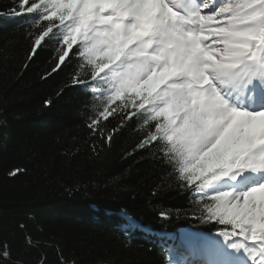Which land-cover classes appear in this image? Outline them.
I'll list each match as a JSON object with an SVG mask.
<instances>
[{
    "label": "snow or ice",
    "instance_id": "obj_1",
    "mask_svg": "<svg viewBox=\"0 0 264 264\" xmlns=\"http://www.w3.org/2000/svg\"><path fill=\"white\" fill-rule=\"evenodd\" d=\"M20 17L24 67L47 49L42 79L63 73L55 95L77 88L86 97L90 158L130 132L122 158L145 153L140 160L161 168L149 203L169 192L188 201L156 213H191L213 230L192 237L202 264H264V0H11L0 10ZM0 264H22L6 239ZM57 264H70L59 249Z\"/></svg>",
    "mask_w": 264,
    "mask_h": 264
},
{
    "label": "trees",
    "instance_id": "obj_2",
    "mask_svg": "<svg viewBox=\"0 0 264 264\" xmlns=\"http://www.w3.org/2000/svg\"><path fill=\"white\" fill-rule=\"evenodd\" d=\"M10 6L11 0H0V10ZM24 19L0 18V240L12 245L13 260L22 264H41L45 258L46 264H57V249L70 264H175L177 239L147 238L132 231L125 217L171 236L184 228L213 230L191 213L173 211L167 219L156 213L161 203L181 208L188 201L169 192L149 203L161 168L140 160L145 153L122 158L121 149L135 139L130 132L119 135L100 158H90L82 143L86 97L77 88L55 95L64 74L42 79L51 55L47 49L24 67L29 49ZM48 97L53 103L45 108ZM74 144L80 148L75 155ZM16 167L27 171L9 177ZM73 185L78 190L69 193ZM29 234L43 242L41 247L26 245Z\"/></svg>",
    "mask_w": 264,
    "mask_h": 264
},
{
    "label": "bare ground",
    "instance_id": "obj_3",
    "mask_svg": "<svg viewBox=\"0 0 264 264\" xmlns=\"http://www.w3.org/2000/svg\"><path fill=\"white\" fill-rule=\"evenodd\" d=\"M116 214L118 215V216H123V211L122 210H118V211H116ZM120 228H121V226H120ZM200 248V247H199ZM201 251V250H200ZM183 252H184V254H187V255H190V256H192L191 255V253H190V248H189V246L188 245H183ZM174 253H172V255H173ZM199 259H200V261L202 262V256H200L199 255Z\"/></svg>",
    "mask_w": 264,
    "mask_h": 264
},
{
    "label": "rangeland",
    "instance_id": "obj_4",
    "mask_svg": "<svg viewBox=\"0 0 264 264\" xmlns=\"http://www.w3.org/2000/svg\"><path fill=\"white\" fill-rule=\"evenodd\" d=\"M184 230L189 233V229H185L184 228ZM181 256L185 257L184 254H183V252H181Z\"/></svg>",
    "mask_w": 264,
    "mask_h": 264
}]
</instances>
